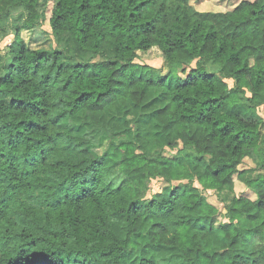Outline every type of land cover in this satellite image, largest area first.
<instances>
[{
  "label": "trees",
  "instance_id": "1",
  "mask_svg": "<svg viewBox=\"0 0 264 264\" xmlns=\"http://www.w3.org/2000/svg\"><path fill=\"white\" fill-rule=\"evenodd\" d=\"M191 1L0 0V264H264V0ZM46 21L59 47L28 49ZM154 48L166 74L136 63ZM154 90V131L103 122Z\"/></svg>",
  "mask_w": 264,
  "mask_h": 264
},
{
  "label": "rangeland",
  "instance_id": "2",
  "mask_svg": "<svg viewBox=\"0 0 264 264\" xmlns=\"http://www.w3.org/2000/svg\"><path fill=\"white\" fill-rule=\"evenodd\" d=\"M242 0H192V5L199 11L205 12H226L233 10ZM15 15V14H14ZM13 18L9 20L8 25L0 30V55H5L7 47L11 45L15 36L11 34L13 29ZM12 27V28H11ZM21 36L24 39L26 46L30 50H52L59 47V43L56 41L55 36L53 35L52 29L49 26V22H45L43 25L29 30L23 29L21 31ZM62 46H71L67 35H63L61 37ZM136 63L142 65H150L158 70L163 71L166 74V64L164 61V57L159 48H154L151 52L147 54H140L139 59L136 60ZM230 86L233 85L231 81H229ZM159 90H154L146 100L144 101V106L135 110L131 115H129L126 119L122 120V114L119 113L117 108H108L106 111L103 122L106 123L109 127L116 131H123L124 134L131 138L133 136L135 128L139 127L145 130H155V126L153 124V118L155 116V111L158 107L161 106V103L158 99ZM259 114L264 118V106L259 108ZM69 124L77 127L76 134L79 136H85L91 141L95 142L97 136L92 128L89 127H81L78 128V125L82 122V114H79L74 119L68 121ZM175 152H170L168 150V154L171 155ZM255 165L252 161L246 160L244 164L241 166V169H251L254 168ZM235 184V192L237 195L246 196L251 199H255V194L246 188V186L236 179ZM165 183L160 180H155L151 184L152 193H159L162 191ZM205 195L208 197L209 201L214 205H217L223 213H225V204L229 199H231L232 194L229 191H224L223 193V202H219L213 191L205 192Z\"/></svg>",
  "mask_w": 264,
  "mask_h": 264
}]
</instances>
